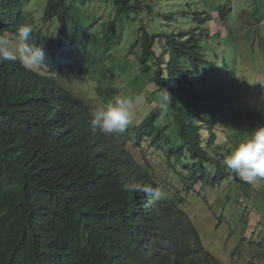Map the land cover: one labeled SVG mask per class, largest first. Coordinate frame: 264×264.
Listing matches in <instances>:
<instances>
[{
  "label": "trees",
  "instance_id": "obj_1",
  "mask_svg": "<svg viewBox=\"0 0 264 264\" xmlns=\"http://www.w3.org/2000/svg\"><path fill=\"white\" fill-rule=\"evenodd\" d=\"M12 1L17 6L18 0ZM87 1L93 0H37L39 4L43 2L46 17L53 23L59 22L54 35L65 52L58 55L68 57L58 61L61 68L54 67L52 72L62 77L71 70L79 76L77 82L90 98L76 96V99L82 103L79 106L87 119L94 106L105 104L127 90L122 88L121 81L119 83L122 74L132 76L129 79L134 85L132 91L145 95L144 101L148 98L146 92L133 82H143L145 78L154 82L158 88L154 95L160 103L161 94L166 89L172 97L170 104L154 107L140 123L132 121L118 136L124 143L141 147L143 152L147 153L150 146L160 152L159 155H145L147 159L153 158V164L137 158V164L159 184L168 183L163 180H167L163 167L180 165L181 168L170 172L176 177V184L184 185L186 190H180V195L173 190V196L166 197L170 201L166 199L169 204L163 213V221L156 220L161 230L156 229L155 223L148 224L144 217L146 235L133 260L128 258L129 239L138 238L139 228L129 225L128 216L134 205V194L117 175L99 180L93 191L73 208L58 211L49 218L37 219L25 210L20 194L42 187L54 188L56 194L82 196L85 192L81 181L64 177L56 171L45 172L36 182L20 183L17 190L1 192L0 207L12 215L8 224L22 264H133L147 260L150 264H159L163 254L173 252L175 246L189 235L192 239L198 233L201 238L203 230L183 202L191 186H218L226 181L242 185L235 199L229 195L228 200L239 204L244 190L249 196L251 185L227 169L223 160L235 144L262 124L253 119L252 108L238 104L241 91L235 62L229 54L224 58L220 56H223L221 52L219 56L211 53L213 40H221L223 35L219 31L214 35L209 32L211 13L205 9H193L195 0H190L187 7L176 6V0H98L109 4L105 6L110 10L108 21L111 28L107 46L118 39L121 41L122 31L135 21L136 16L146 14L149 20L147 23L142 20L136 40L129 45L128 51L135 60L126 59L129 65L120 60L113 66L107 63L106 51L91 47L104 37L94 33L91 20L96 13L93 12L94 6L92 14L88 12L90 5H86ZM219 15L224 20L227 10ZM177 27L182 28L181 31L178 32ZM225 75L230 76L229 81L225 80ZM216 102L218 111L215 110ZM136 110L143 111L144 107L139 105ZM163 110L168 114L163 115ZM170 118L175 126L172 130H169V124L161 123ZM216 129L222 137L225 134L229 139L231 147L227 148V154L223 144L217 143ZM147 140L151 141L149 147L143 144ZM12 163L6 152L0 153V165L11 166ZM260 181L261 196L255 199L258 204L264 199V179ZM253 185L258 188L259 180ZM121 199L127 204L124 212L120 207ZM197 246L201 249L199 242ZM195 252V245L190 246L187 253L177 255L172 264H215L210 252L213 259L204 256L200 260Z\"/></svg>",
  "mask_w": 264,
  "mask_h": 264
},
{
  "label": "clouds",
  "instance_id": "obj_2",
  "mask_svg": "<svg viewBox=\"0 0 264 264\" xmlns=\"http://www.w3.org/2000/svg\"><path fill=\"white\" fill-rule=\"evenodd\" d=\"M43 2L18 0L16 6L12 0H0V153L6 152L13 162L11 166L0 165V193L17 190L20 183L36 182L49 171L81 181L85 192L82 196L56 194L54 188L42 187L20 194L25 210L44 219L73 208L99 180L117 175L134 194L128 216L129 225L139 228L138 238L129 239L128 258L133 260L146 235L144 217L148 224L155 223L156 229L161 230L156 220L163 221L169 204L158 190V182L137 164L134 149L118 136L130 125L144 98L140 94L119 93L109 102L94 106L89 119L84 118L81 102L76 99L80 95L73 89L75 84L83 91L77 82L79 76L69 70L62 79L59 73L52 72L54 67L61 68L58 61L68 57L58 55L65 52L54 35L59 22L46 17ZM68 75L74 76L73 82L66 79ZM171 102L165 89L161 106ZM223 165L243 182L253 185L259 180L260 184V179H264V125L235 144ZM120 207L126 211L125 200H120ZM11 217L0 207V264H22L8 224ZM200 233L201 238L198 233L192 239L189 235L173 252L163 254L159 264H172L192 245L198 260L204 256L213 259L212 254L215 264L222 263L206 249V236L204 231Z\"/></svg>",
  "mask_w": 264,
  "mask_h": 264
},
{
  "label": "rangeland",
  "instance_id": "obj_3",
  "mask_svg": "<svg viewBox=\"0 0 264 264\" xmlns=\"http://www.w3.org/2000/svg\"><path fill=\"white\" fill-rule=\"evenodd\" d=\"M176 1V6L178 7H187L189 5L187 3H190V0ZM195 3L193 9H205L211 13V24L207 27L209 32L214 35L219 31L223 35L221 40H213L214 44L210 50L211 53L219 56V52H221L223 56H220L224 58H228L229 54L230 59L235 62L236 79L239 81L241 91V94L238 95V104L242 107L252 108L255 115L253 119H257L263 125L264 0H195ZM86 5H90L88 12L91 14V8L94 6L93 12L96 15L91 20L95 27L94 33L100 37H104L103 41H98L96 46L92 44L91 47L100 52L106 51V60L110 66L115 65L120 60L129 65L126 59L134 61L135 56L128 51V48L136 40L138 29L143 24L142 20L145 19L146 23L149 22L146 14L136 16L135 21L124 28L121 41L118 39L113 44L107 46L106 40L107 38L110 39L108 35L111 33V28L108 21L110 10L105 6L109 4L93 0L87 1ZM226 10L227 15L224 16V20H221L219 13L226 12ZM38 11L39 13H43L42 10ZM182 18L184 19L185 17L182 16ZM181 29L177 27L176 30L179 32ZM131 78L130 74H122L119 77V83L121 81L123 85L122 88L127 89L121 91V93H127L126 91H128L130 94H135L132 91L134 85L129 83V79ZM66 79L73 82L74 76L68 75ZM225 80L229 81L230 76L225 75ZM133 83L141 86V90H144L148 97L146 101L140 104V106L144 107V110H135L133 116L132 121L140 123L143 116H146L154 107L163 106H161L160 102L156 101L154 93H157L156 90L158 88L154 82L148 81L145 78L143 82L138 80ZM142 85H144V88ZM73 89L76 94L83 96L85 99L90 98L89 95L80 91L77 85L74 84ZM218 107L219 104L216 102L215 110L218 111ZM162 113L163 115L168 114L166 110H163ZM198 121H200L199 118ZM161 123L169 124V130L175 128L172 118L163 120ZM216 131L218 132L216 134L217 143L223 144V149L227 154V148L231 147L229 139L225 134L222 137L219 134V129H216ZM204 137H207V134H204ZM150 143L151 141L147 140L143 144H147L145 147H149ZM129 147L130 149H134V156L141 159L143 163L150 162L153 164L154 162L152 157L148 155L150 158L147 159L145 155L160 154L158 150L150 148L151 146L147 148V153L143 152L141 147ZM164 163L167 162L165 161ZM179 167L181 168L178 164L176 167L173 165H170L169 168L163 167L167 180L162 179L168 181V183L159 184L158 182V190L164 197H172L173 194L171 192L173 190L178 194L180 190H186L184 185L176 184V177L170 172L178 170ZM224 183L218 186L197 185L196 188L191 186L184 196L186 197L183 200L186 204L185 207L189 208L190 214L204 231L207 240L205 242L206 249L212 252L219 261L224 264H264V199L261 198L262 201L259 204L255 202V199L261 196L259 194L261 193V189H259L260 184L258 188L251 185L250 189L252 191L249 193V196L246 194V190H244L238 204L232 200H229L231 201L229 202L228 196L230 195L235 199L237 191L242 189V185L238 186L235 183L228 184L226 181ZM237 184L239 183L237 182ZM219 218L222 220H219Z\"/></svg>",
  "mask_w": 264,
  "mask_h": 264
}]
</instances>
